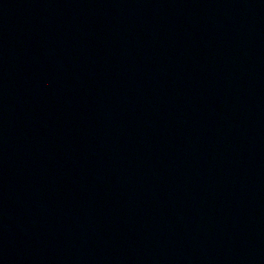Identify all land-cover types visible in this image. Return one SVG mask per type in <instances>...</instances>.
<instances>
[{
    "label": "water",
    "instance_id": "1",
    "mask_svg": "<svg viewBox=\"0 0 264 264\" xmlns=\"http://www.w3.org/2000/svg\"><path fill=\"white\" fill-rule=\"evenodd\" d=\"M0 264H264V0H21Z\"/></svg>",
    "mask_w": 264,
    "mask_h": 264
}]
</instances>
